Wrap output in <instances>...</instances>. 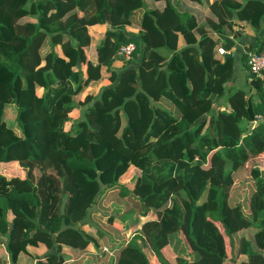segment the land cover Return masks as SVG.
Wrapping results in <instances>:
<instances>
[{
    "label": "trees",
    "instance_id": "obj_1",
    "mask_svg": "<svg viewBox=\"0 0 264 264\" xmlns=\"http://www.w3.org/2000/svg\"><path fill=\"white\" fill-rule=\"evenodd\" d=\"M198 1L208 7L201 24L175 0H0V162L25 172H0L9 264L28 244L47 246L34 264H61L64 246L85 249L81 224H97L94 212L112 196L137 197L132 223L141 225L101 249L112 252L107 264H150L146 247L159 264H225L227 255L228 264H264V173L244 165L264 150V69L249 72L244 49L246 84L233 85L234 57L218 51L234 46L231 20L258 27L264 0ZM92 19L95 35L108 26L90 56ZM132 23L137 32L126 30ZM127 42L131 56L118 57ZM102 77L109 82L85 94L66 129L76 94ZM12 101L16 124L6 117ZM131 165L139 172L129 189L119 179Z\"/></svg>",
    "mask_w": 264,
    "mask_h": 264
},
{
    "label": "crops",
    "instance_id": "obj_2",
    "mask_svg": "<svg viewBox=\"0 0 264 264\" xmlns=\"http://www.w3.org/2000/svg\"><path fill=\"white\" fill-rule=\"evenodd\" d=\"M147 1L150 5L151 4L152 5H158L160 7L163 6L165 3L164 0H150V1L147 0ZM175 1L178 2L181 10H188V11L192 12L193 14L197 15L200 18L199 19L200 24L203 22V19L201 17L203 15H205L206 13H208V7L204 4H202L198 0H175ZM229 23H230V25H228V30L226 31V33L229 35L230 38H232L234 40V46L230 50H227L226 53L230 52L231 55L234 57V60H233L234 61V71H235L236 65H238V71H237V73H235V78L232 81V84L235 85L236 83H240L241 79H245V73L247 71L242 66V61H241L242 51L244 49H246V50L251 49V48L247 49V47L250 45L251 46L252 45L253 46H257V45L263 46L264 45V17L262 18L258 27L253 26L248 21L239 20V19L231 20ZM239 23H241L240 29H238ZM96 25L95 24L92 25V27H93L92 32L94 30V27H96ZM88 28L90 30L91 26ZM105 28L106 27L104 25H102L101 32H99L97 35L92 34V36H95V38L98 39V41H99L100 37L102 36V32L104 31ZM125 28H126V30H128L130 32H137V30L139 29V26L135 23H132L130 25H126ZM94 52H95V50L90 54V56H92L94 54ZM120 60H122V59L117 58V60L115 61V63H114L115 68H119L123 64ZM235 81H236V83H235ZM97 82L98 83L101 82L102 86H103V85L107 84L109 81L107 78L102 77L99 80H92L87 86L89 87V85H91V84H92L91 86H93V84H98ZM85 88H84V90H85ZM81 107H82V105L80 104L79 109ZM72 111H77V110L74 107L72 109ZM69 115H72V114H69ZM74 115L76 118L77 117L76 112ZM70 121H71V116H70ZM9 162H11V161H9ZM12 162L16 163V161H12ZM23 177H25V172H24ZM150 214H151V212L148 213L147 216H151ZM140 225L141 224H117V226H120L121 229H123V231H120L122 233L123 238H124L122 240L124 242L127 241L132 236V234L136 232V230L140 227ZM81 227L91 237L90 241L87 244V247L85 249H75V248H72L70 246H64L62 248V252H63V254H65V257H64V261L61 264H107V262H110L111 258L113 257V256H111L112 252H106L102 256L100 251L104 246L109 247L108 244L106 243V241L104 240L106 235H108L110 238V241L112 243H114L115 239L113 236V232L107 234L106 232H104V230L102 228H100L99 224H81ZM4 240H5V236L0 235V255L3 256L2 260L8 261L7 264H9L8 253H7V251L5 249V245L3 243ZM123 241H120V243ZM111 246H112V249L117 248L116 245H114V244H112ZM169 246H170L169 244L164 246L162 248V252L167 259L172 261V259H171L172 255L171 254L172 253L174 254L175 250L172 248L173 249L172 250L173 252H172L170 250V248H168ZM31 247H34V248H31ZM36 249H38V250H36ZM167 249H169V251L171 253L167 252L166 251ZM27 250H28V252H21L19 254L18 261L20 264H34L35 261L39 257L42 258V255L45 253L46 248L43 245H40V246H35V245L29 246L28 245ZM143 250H144L145 256L148 258L150 264H154V263L159 264L157 257L155 256L154 252H152V250L150 248L146 247ZM114 252H115V250H114ZM90 258H91V260H90ZM78 261H81V262L78 263Z\"/></svg>",
    "mask_w": 264,
    "mask_h": 264
},
{
    "label": "rangeland",
    "instance_id": "obj_3",
    "mask_svg": "<svg viewBox=\"0 0 264 264\" xmlns=\"http://www.w3.org/2000/svg\"><path fill=\"white\" fill-rule=\"evenodd\" d=\"M94 19H92L88 23V27L91 26L90 32L93 35H95V34L92 33V28H93L92 25L95 24V22H96ZM104 26L107 27L108 24L104 23ZM97 43H98V39H96L95 36H92L90 45L87 48L89 55L95 50V47H96ZM47 47H48V45L43 46V50L47 49ZM120 61L122 63H124L125 60H120ZM237 71H238V65H236L235 73H237ZM261 74H263V70H262ZM19 82H20V80L18 79L15 82V85H12V86L8 85V87L11 86L13 92H15V89H17L18 86H19ZM235 83H236V81H235ZM245 84H246L245 79H241L240 83H236L235 85L236 86H243V85L245 86ZM91 85H89V87L87 86L82 93L76 94L75 102H77V103H76L75 108H76L77 111H72L70 113V114H72V115H70L71 116V121L77 119L80 116L81 110L79 109V105L81 104L85 93L86 94L88 93L90 96H95L97 94L99 88L102 86V83L100 82L98 84H93V86H91ZM0 87H1V85H0ZM42 91H43V88H38L39 94H41ZM17 110H18V103H16L15 101H12L8 105V108H7V111H6V117H7L8 121H10V122H12L14 124H16L14 122V118H15V114H16ZM75 112L77 114L76 118H75V115H74ZM71 121L68 120V121L65 122V128L66 129L70 128ZM18 130H20V129H18ZM244 165H245L247 170H250L251 168H259L260 172L264 173V150L261 153H258L256 155L250 156L246 160ZM22 170L23 169L19 166V164L17 162L15 163V162H12V161L11 162H9V161L8 162L1 161V163H0V172H2L3 174H5L8 177H11V176H19V177H21L22 176L21 178H23L24 170L23 171ZM138 172H139L138 167H136L134 165H131L129 167V169L120 177L119 180H120V182L122 184L127 185L128 188L130 189L131 186H132L131 185L132 178ZM135 198H137V197H135ZM135 198L131 197V198L126 199V198H123V197L112 196L105 203H103V205L100 206L99 209L96 212H94V217H92L94 222L99 224L100 227L107 234L113 232V236H114V239H115L114 243H112L110 241V238H109L108 235H106L105 238H104V240L106 241V243L108 245H110V246L112 244L116 245V244L120 243V241H123L122 239H124L123 236H122V233L120 232V231H123V229H121L120 226H117V224H136V223H132V222L136 218V213L139 210H142V207H141V202L140 201H138V205H135V201L137 202V199H135ZM127 204L128 205L130 204V206L133 207L134 209L133 210L132 209H128V210L124 211V209L129 208V207H127ZM112 205H113V207H112ZM116 208H119L121 213H118L116 211ZM105 211H108V212L110 211V212H109V214H106ZM151 214H153V213H151ZM110 215H112V218L111 217L107 218V216H110ZM181 236L184 237L183 235H181ZM226 241H227V239H226ZM40 244L39 245H35V246H40ZM28 245L29 246H34L33 244H28ZM28 245H27V247H28ZM42 245L47 249L46 245H44V244H42ZM184 245L185 244L183 242H181V246L178 247V248H180V252L183 251L184 252L183 254L187 255L188 258H191V255H194L195 252L194 251L191 252L190 248L189 247H185ZM31 248H34V247H31ZM168 248H170L171 251L173 250L172 249L173 247H171V246H169ZM36 250H38V249H36ZM166 251L170 252L169 249H167ZM226 251H227L226 253L228 254V252H229V246L228 245H227ZM171 255H172L171 256L172 261L175 262L176 261V252H174V254L172 253ZM43 257H44V255H42V259H44ZM227 257H228V255H227ZM227 257L224 258V262L223 263H225V264L229 263L228 260H227ZM91 258H90V260H91ZM145 259L147 261H149L147 257ZM80 262L81 261H78V263H80ZM7 263H8V261L2 260L1 264H7Z\"/></svg>",
    "mask_w": 264,
    "mask_h": 264
},
{
    "label": "built area",
    "instance_id": "obj_4",
    "mask_svg": "<svg viewBox=\"0 0 264 264\" xmlns=\"http://www.w3.org/2000/svg\"><path fill=\"white\" fill-rule=\"evenodd\" d=\"M241 28V23H239L238 29ZM134 50V43L127 42L121 44L117 50L118 57L121 58H129ZM219 53H226L223 47L218 48ZM246 61L248 64L249 72H253L255 74H261L264 69V45L259 49H248L246 50ZM106 247H103V249Z\"/></svg>",
    "mask_w": 264,
    "mask_h": 264
},
{
    "label": "water",
    "instance_id": "obj_5",
    "mask_svg": "<svg viewBox=\"0 0 264 264\" xmlns=\"http://www.w3.org/2000/svg\"><path fill=\"white\" fill-rule=\"evenodd\" d=\"M226 56H231V53H230V52H228V53L226 54Z\"/></svg>",
    "mask_w": 264,
    "mask_h": 264
}]
</instances>
